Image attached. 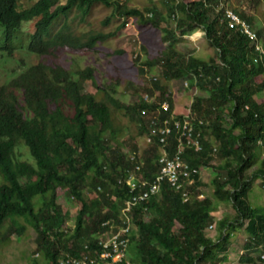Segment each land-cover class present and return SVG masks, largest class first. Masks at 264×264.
Wrapping results in <instances>:
<instances>
[{
	"label": "trees",
	"instance_id": "1",
	"mask_svg": "<svg viewBox=\"0 0 264 264\" xmlns=\"http://www.w3.org/2000/svg\"><path fill=\"white\" fill-rule=\"evenodd\" d=\"M259 1L161 0L174 22L171 29L161 25L164 18L155 9L141 11L121 0H33L27 6L24 0H0V53L10 54L9 45L23 23L33 21L27 52L41 57L38 64L0 86V230L6 223L18 234L26 225L34 230L41 258L29 264H60L65 255L80 257L97 249L100 237L116 232L112 226L121 225V209L133 195L125 184L129 175L136 173L151 183L159 172V137L153 135L150 143L145 138L154 118L159 126L170 120L174 101L167 87L181 79L188 81L190 115L201 143V151L188 148L181 156L191 169L212 170L211 196L200 191L199 177L186 201L162 184L157 195L133 208L127 257L119 264L224 263L227 256L221 253L241 229L248 240L240 262L264 264L259 257L264 250V208H253L248 199L253 181L264 182V146L258 144L264 139V65L249 39L238 27H230L226 16L227 10L235 13L264 45V29L248 14ZM99 4L112 8V16L123 21L112 32L74 34L66 23L69 15L79 12L82 24ZM131 18L162 31V42L169 46L137 67L144 83L139 87L132 83L135 99L127 104L115 98L121 83L117 70L109 83H96L94 67L72 72L60 57L65 49L97 53L96 45L114 39ZM198 30L215 50V58L183 53L173 46L177 36ZM139 60L136 56L134 65ZM153 67L160 68V75L148 81ZM88 81L94 93L84 91ZM164 102L167 111L160 108ZM183 116L174 113L176 120ZM121 118L143 137L142 153L135 136L124 139L128 126L121 125ZM166 146L170 154L176 152L174 132ZM20 148L27 150L31 161L20 160ZM86 192L95 196L89 198ZM200 195L203 198L198 199ZM64 196L80 204L72 226L69 212L59 202ZM221 204H230L234 213L215 219ZM212 223L214 239L205 234Z\"/></svg>",
	"mask_w": 264,
	"mask_h": 264
},
{
	"label": "rangeland",
	"instance_id": "2",
	"mask_svg": "<svg viewBox=\"0 0 264 264\" xmlns=\"http://www.w3.org/2000/svg\"><path fill=\"white\" fill-rule=\"evenodd\" d=\"M35 1V0H34ZM33 0H24V4L30 5ZM126 2L129 7H133L144 11L145 9H155L164 18L161 21L163 27L174 28V22L166 15L167 8L161 0H121ZM112 8H105L102 5L94 6L89 15L85 17L84 23H79V12L73 11L66 23L71 26L74 34L80 33L101 32L108 33L115 30V28L123 21L118 17L112 16ZM242 10L246 11L245 8ZM248 10V9H247ZM248 12V11H247ZM146 17L151 18L152 14L144 12ZM248 14L253 17L254 23L257 27L264 29V0H260L259 4L254 6ZM109 18V23L103 25L105 19ZM64 21L55 23L53 30H57ZM34 22L23 23L18 35L16 34L13 42L9 45L10 54L0 55V86L6 85L11 79L15 78L20 73L38 64L41 57L30 54L27 51V46L30 41V35L33 31ZM163 32L146 25L137 19H129L126 21V27L120 31L114 39H110L105 43L96 45L97 53L82 51L79 53L72 52L65 49L61 52L60 63L69 71H81L88 67H94V80L96 83H109L111 77L116 73V70L121 76V83L117 87V94L115 98L124 103H133L135 96L132 93V83L135 87L143 85L144 80L137 72V67L142 66L146 60H151L159 54L163 49L167 48L168 43L162 42ZM178 33L176 34V36ZM177 38H180L177 40ZM173 42V46L183 53H194L199 57L211 56L216 57V52L212 49L204 39V33L200 30L183 37L177 36ZM123 51V54H114L115 51ZM113 53V54H111ZM138 56L140 58L138 66L134 65V59ZM153 70L148 75H154L160 71L159 67H153ZM146 75V77L148 76ZM147 80V78H146ZM185 79L171 82L167 91L173 95L174 113L177 115L187 114L191 97L186 93V87L183 82ZM84 91L94 93L95 89L90 81L85 82ZM119 119L120 116L118 115ZM121 125L128 126V130L124 134V139L127 140L129 135L137 138L140 153L146 148L143 137L137 136L138 129L135 125H128L126 119L121 118ZM127 151V150H125ZM18 153V152H17ZM20 160L31 161L27 150L20 148ZM214 164L218 163L215 158ZM252 169L247 171L250 174ZM213 177L211 169L201 171L200 191L206 196H211L212 185L210 180ZM89 198L95 196L91 192H86ZM249 202L253 208H264V182L262 179H255L252 184V190L249 193ZM63 211L69 212L70 221L69 226L73 225V219L80 208V204L68 199L64 196L61 200ZM234 213L230 204H221L218 210L214 213L215 219H220L224 216H231ZM22 224V223H21ZM212 228L205 230L206 237L214 239L216 237L215 224H211ZM22 234L14 231L9 223L0 230V264H29L31 259H40L41 256L36 253V233L30 226H25ZM248 237L241 229L234 233L230 238L226 250L221 255L227 256V261L219 264H246L239 260L242 254L247 251L244 247Z\"/></svg>",
	"mask_w": 264,
	"mask_h": 264
},
{
	"label": "built area",
	"instance_id": "3",
	"mask_svg": "<svg viewBox=\"0 0 264 264\" xmlns=\"http://www.w3.org/2000/svg\"><path fill=\"white\" fill-rule=\"evenodd\" d=\"M224 2L226 0H219ZM226 16L229 19L230 27H238L240 33L245 35L254 51L258 55L259 61L264 65V45L258 38L257 34L250 29L248 24L241 20L235 13L230 10L226 11ZM264 74V72H263ZM160 75V72L154 75H148L146 78L148 81H156ZM187 80H184L183 84L187 87ZM159 93H155V97H158ZM145 101L149 100L148 95H143ZM264 102V93L262 96ZM161 110L167 111L168 104L163 103ZM159 114L160 111H157ZM158 118L150 123L151 133L146 136V143H150L152 136L157 135L159 137V143L161 144V154L158 159L159 172L151 183H148L136 175L131 173L126 180V187L132 195L131 200L125 202V206L121 209L120 222L121 225L116 228V232L110 233L106 237H100L97 241V249L90 251L80 257H71L65 255L60 264H119L127 257V249L130 241V231L133 227L132 223V210L140 202H144L157 195L162 187V184L166 183L174 192L180 193L183 201H186L189 197V188L194 186L195 178L199 177L201 180V173L195 169H191L186 161L183 159L182 152L185 149H193L195 152L201 151L200 132L195 129L194 122L191 119L190 110L183 116L181 120L174 119V113L171 114L170 120L165 119L162 121V125L157 124ZM199 126L203 125L202 121L198 122ZM175 133V139L177 141L176 152L170 154L167 150V137L172 133ZM259 145L264 146V139L258 142ZM139 171L136 167L135 172ZM145 186L144 189L142 187ZM203 198L202 195L198 196V199ZM212 228V226H209ZM259 257L264 261V250L259 253Z\"/></svg>",
	"mask_w": 264,
	"mask_h": 264
},
{
	"label": "clouds",
	"instance_id": "4",
	"mask_svg": "<svg viewBox=\"0 0 264 264\" xmlns=\"http://www.w3.org/2000/svg\"><path fill=\"white\" fill-rule=\"evenodd\" d=\"M6 54V55H8L9 53H7L6 51H2V53H0V55H3V54Z\"/></svg>",
	"mask_w": 264,
	"mask_h": 264
}]
</instances>
